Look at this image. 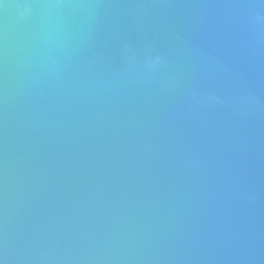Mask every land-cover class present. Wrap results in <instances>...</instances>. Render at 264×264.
<instances>
[{"label":"water","instance_id":"95a60500","mask_svg":"<svg viewBox=\"0 0 264 264\" xmlns=\"http://www.w3.org/2000/svg\"><path fill=\"white\" fill-rule=\"evenodd\" d=\"M0 264H264V0H0Z\"/></svg>","mask_w":264,"mask_h":264}]
</instances>
